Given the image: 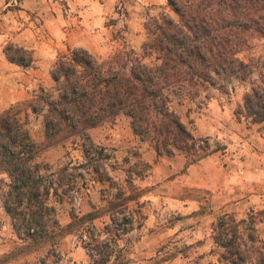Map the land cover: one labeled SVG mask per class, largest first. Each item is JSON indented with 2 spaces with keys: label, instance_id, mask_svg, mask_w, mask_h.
I'll use <instances>...</instances> for the list:
<instances>
[{
  "label": "rangeland",
  "instance_id": "374dc122",
  "mask_svg": "<svg viewBox=\"0 0 264 264\" xmlns=\"http://www.w3.org/2000/svg\"><path fill=\"white\" fill-rule=\"evenodd\" d=\"M160 11L171 14L166 0H0V58L6 63L2 48L8 42L30 50L32 58L28 67L13 64L19 68L15 74L22 72L30 79L22 88L24 98L14 103H22L24 110L26 100L39 88L50 89L49 67L67 48H85L97 59L122 49L139 55L145 39L143 22ZM20 41L34 47L23 46ZM238 56L252 63L251 82L258 84V74L264 72V38L254 39L250 48ZM143 61L154 63L152 57ZM250 86L248 82L234 85L228 93L210 88L198 99L188 98L182 105L174 101L173 107L192 135L200 137L195 121L207 115L209 97L217 94V98L222 97L218 102L223 103L240 95V103L232 110L234 118L242 119L246 126L264 129V121L251 123L238 109L243 92ZM20 118L22 121V112ZM23 120L30 138L40 140V116L27 109ZM87 138L88 141L76 138L49 148L30 161L41 166L38 173L49 188L43 204L32 213L35 229L26 230L20 221L22 215L6 211L4 203L11 188L6 175L0 174V264H91L99 256L105 258L100 264H221L214 252L212 228L223 213L238 220L260 211L254 232L264 241V196L257 205L242 210L234 206L231 210L221 199L213 202L209 189L190 185L202 178L196 172L189 174V165L183 168L182 154L156 157L146 142L135 140L123 115L89 129ZM201 138L207 139L215 154L224 153V148L234 153L239 146L236 143H241V139L234 138L229 141L235 143L230 148L223 137ZM219 160L221 164L223 158ZM63 167L66 169L61 170ZM98 174L103 180L98 181ZM70 185L73 189L67 190ZM133 188L141 190V194L108 209V200ZM17 210L25 208L19 206ZM94 210L101 214L66 228L75 219L72 216ZM93 240L101 243V252L93 247Z\"/></svg>",
  "mask_w": 264,
  "mask_h": 264
},
{
  "label": "trees",
  "instance_id": "16d2710c",
  "mask_svg": "<svg viewBox=\"0 0 264 264\" xmlns=\"http://www.w3.org/2000/svg\"><path fill=\"white\" fill-rule=\"evenodd\" d=\"M166 6L171 14L160 11L144 20L145 39L139 55L122 49L97 59L85 48H67L49 67V90L39 88L26 100L24 110L18 102L0 111V174L6 175L11 188L4 205L6 211L22 215L26 230L36 228L32 213L49 192L38 173L41 166L30 161L67 141H88L89 129L118 115L128 119L135 140L146 142L156 157L182 154L183 168L215 149L206 138L194 137L186 128L175 112L174 101L182 105L210 88L228 93L234 85L248 82L251 86L243 92L238 109L251 123L264 121V72L258 74L259 83L252 85L254 66L238 56L254 39L264 38V0H166ZM2 52L17 66L28 67L32 62L30 50L12 42ZM146 57H152L154 63L146 64ZM27 109L40 116L42 137L38 141L24 127ZM98 176V181L103 180ZM67 187L72 190L74 186ZM141 192L133 188L125 195H114L107 201L108 209ZM19 206L25 211L17 210ZM259 212L238 220L226 213L217 217L212 242L218 262L264 264V241L254 232ZM100 214L94 210L72 216L75 219L66 228ZM92 245L101 252L99 241L93 240ZM104 260L99 256L91 264Z\"/></svg>",
  "mask_w": 264,
  "mask_h": 264
},
{
  "label": "crops",
  "instance_id": "0c3cea01",
  "mask_svg": "<svg viewBox=\"0 0 264 264\" xmlns=\"http://www.w3.org/2000/svg\"><path fill=\"white\" fill-rule=\"evenodd\" d=\"M18 43L34 47L26 42ZM4 63L0 58V111L24 98L22 88L30 80L22 72L15 74L19 68L12 63ZM1 68H5L6 72ZM12 72L16 77H12ZM216 95L207 101V115L197 117L196 134L200 137H223L230 148L235 143L229 141L234 138L241 139V143H236L239 146H236L234 153L224 148V153H211L198 160V163L190 164L186 171L201 176V181H191L190 185H202L209 189L213 202L221 199L220 202L231 210L233 206L234 209L242 210L249 205H257L260 196H264V129L258 125L246 126L242 119L239 121L234 118L232 110L236 103H240V95L231 96L232 102L223 103L217 100H222V97L217 98ZM237 134L241 137L238 138ZM220 157L223 158L221 164Z\"/></svg>",
  "mask_w": 264,
  "mask_h": 264
}]
</instances>
